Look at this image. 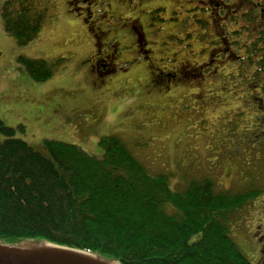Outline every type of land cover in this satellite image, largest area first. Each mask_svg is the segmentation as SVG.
Wrapping results in <instances>:
<instances>
[{
    "label": "rangeland",
    "instance_id": "1",
    "mask_svg": "<svg viewBox=\"0 0 264 264\" xmlns=\"http://www.w3.org/2000/svg\"><path fill=\"white\" fill-rule=\"evenodd\" d=\"M6 1L0 0V14ZM109 1L111 7L104 5L108 12L128 14L129 2ZM182 3L186 9L194 5L185 0L162 2L169 13ZM32 8L42 11L45 19L37 37L26 46L17 45L5 34L0 16V120L14 129L15 138L44 155L42 143L48 140L76 146L99 159L101 139L114 136L149 176H164L174 192H183L193 181L208 179L216 192L237 193L257 187L261 191L257 197L264 194V142L262 148H254L246 140L245 125L250 122L246 108L237 104L235 97L213 90L214 78L202 83L186 79L168 86L162 80L161 87L159 75L153 76L149 63L142 60L125 65L132 57L124 51L125 46L114 72L103 74L91 60L94 36L81 18L68 11L67 0H34ZM163 14L167 17L152 13L151 29L163 25L155 32L159 37L152 40H164L162 47H166V36L180 29L182 16L174 27L172 22L163 24L169 21L168 13ZM114 23L120 26V21ZM171 39L176 43L178 34ZM19 58L48 62L52 65L50 78L33 82ZM189 59L191 62L194 57ZM166 62L157 59L153 64L167 73ZM257 197L245 203L230 224L234 243L251 264H258L257 242L249 230L256 211L252 202ZM163 209L170 215L175 212L170 206Z\"/></svg>",
    "mask_w": 264,
    "mask_h": 264
},
{
    "label": "trees",
    "instance_id": "2",
    "mask_svg": "<svg viewBox=\"0 0 264 264\" xmlns=\"http://www.w3.org/2000/svg\"><path fill=\"white\" fill-rule=\"evenodd\" d=\"M32 1L8 0L1 8L3 30L19 46L37 37L45 19ZM177 7L176 21L181 15L186 22L192 12ZM18 61L35 83L52 74L44 60ZM255 63L260 74L264 56ZM162 80L169 85L159 76L161 87ZM253 84L264 88V77L256 74ZM255 119V133L261 134L264 112ZM14 135L0 120V245L36 251L51 244L109 264H251L234 243L230 224L259 188L216 192L205 179L174 192L164 176H149L114 136L101 139L102 157L96 159L48 140L44 155Z\"/></svg>",
    "mask_w": 264,
    "mask_h": 264
},
{
    "label": "flooded vegetation",
    "instance_id": "3",
    "mask_svg": "<svg viewBox=\"0 0 264 264\" xmlns=\"http://www.w3.org/2000/svg\"><path fill=\"white\" fill-rule=\"evenodd\" d=\"M124 1L131 4L126 16L121 15L123 12H108L104 5L109 3L111 7L109 0H67L68 11L81 18L94 36L95 51L91 60L101 67L103 74L114 72L118 58L123 55L120 51L125 46L124 51L132 56L125 64L144 60L154 70L153 76L159 75L169 84L186 79L202 83L214 78L213 90L235 97L236 103L246 108L250 122L245 125L244 137L254 148H262L264 131L256 134L251 127H255V118L262 117L264 112V88L253 84L256 74L264 77V69L260 74L254 70L256 57L263 60L264 56V0H185L189 6L194 4L187 9L192 12L187 17L192 23L187 19L178 22L180 29L166 36L169 39L166 47H162L164 40H152L159 37L155 32H160L163 25L153 31L151 15L158 11L167 17L163 14L167 12L169 21L163 24L172 22L175 27V8L169 13L162 4L167 0ZM153 2L161 3L154 6ZM180 5L182 9L184 4ZM116 21H120L119 27L114 23ZM176 34L179 40L175 43L171 38ZM202 37H205L204 41ZM196 44L198 48L194 47ZM184 56L188 59L183 60ZM191 56L194 59L190 62ZM157 59L167 60V73L155 68L153 63ZM257 103L259 107H256ZM259 127L264 128V121ZM252 205L256 211L249 230L257 242V262L264 264V194L253 200Z\"/></svg>",
    "mask_w": 264,
    "mask_h": 264
},
{
    "label": "water",
    "instance_id": "4",
    "mask_svg": "<svg viewBox=\"0 0 264 264\" xmlns=\"http://www.w3.org/2000/svg\"><path fill=\"white\" fill-rule=\"evenodd\" d=\"M0 264H109L83 251L47 244L33 251L0 245ZM117 264V263H116Z\"/></svg>",
    "mask_w": 264,
    "mask_h": 264
}]
</instances>
